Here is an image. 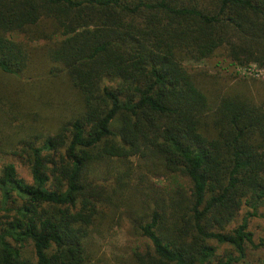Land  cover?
Wrapping results in <instances>:
<instances>
[{"label": "trees", "instance_id": "1", "mask_svg": "<svg viewBox=\"0 0 264 264\" xmlns=\"http://www.w3.org/2000/svg\"><path fill=\"white\" fill-rule=\"evenodd\" d=\"M213 56L264 68V0H0V264H98L121 221V264H264V95Z\"/></svg>", "mask_w": 264, "mask_h": 264}, {"label": "rangeland", "instance_id": "2", "mask_svg": "<svg viewBox=\"0 0 264 264\" xmlns=\"http://www.w3.org/2000/svg\"><path fill=\"white\" fill-rule=\"evenodd\" d=\"M44 41H35L28 43L29 51V63L28 66L31 70L28 73H34L35 76H42L51 66V63L45 59V55L42 50V45ZM185 66L196 69L205 70L209 77V82L206 83L205 87L207 90H220L228 87L229 85L235 86L237 90L243 91L247 96L258 100L264 95V68H256L254 65H249L245 68L238 67L237 65H232L227 58L223 56H213L207 59H201L195 62H185ZM234 75V77H232ZM231 85V86H232ZM63 86V85H62ZM65 92L67 90L63 87L59 92L58 96L60 98H65ZM0 158L1 160H6V158ZM15 164L16 169L21 177L29 180V174L24 165L20 163L17 159H12ZM156 182L159 179H155ZM251 227L255 231L256 236L260 235L264 237V218L256 217L251 221ZM127 225L126 222L121 221L120 227H114L111 232L103 239L100 243V253L104 254L105 259H102L98 264H121L119 261H126L127 256L118 255L120 249L122 248V243L127 237ZM256 258L264 256V248L256 253Z\"/></svg>", "mask_w": 264, "mask_h": 264}]
</instances>
